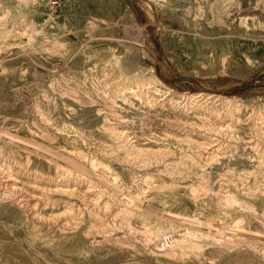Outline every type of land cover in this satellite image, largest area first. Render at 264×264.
Wrapping results in <instances>:
<instances>
[{
	"label": "rangeland",
	"instance_id": "obj_1",
	"mask_svg": "<svg viewBox=\"0 0 264 264\" xmlns=\"http://www.w3.org/2000/svg\"><path fill=\"white\" fill-rule=\"evenodd\" d=\"M122 1L132 13L123 15ZM213 1L59 0L51 6L49 0H37V10L26 11L16 0H0V29L10 30L0 34V131L14 135L22 148L33 149L36 142L74 158V149L96 153L118 170L131 167L135 182L144 174L174 180L173 188L150 200L166 208L169 217L193 216L227 226L239 221L240 227L264 232V166L254 168L245 158L264 146V137L253 131L264 125V0ZM241 18L248 19L247 30L239 25ZM125 76L139 84L153 80L160 90L150 87L146 95L118 98L114 107L110 94L118 91L116 85L122 87ZM120 120L125 138L109 129ZM229 123L234 136L215 129ZM189 136L203 147L184 141ZM136 140L140 153L130 148ZM4 152L30 170L54 174L53 165L31 150L5 147ZM174 165L180 170L170 174ZM250 187L260 192L242 193ZM224 193L254 205L258 216L243 206L221 203ZM25 194L24 201L34 204L46 197L36 186ZM40 207L47 219L64 214L58 201ZM24 212L16 203L0 202V264L174 260L126 253L110 241L83 252L88 245L82 236L60 231L56 221L26 223ZM81 218L84 225L89 220L85 213ZM210 239L199 252L170 263L264 264L263 243L254 244L255 253L243 240L218 246Z\"/></svg>",
	"mask_w": 264,
	"mask_h": 264
},
{
	"label": "bare ground",
	"instance_id": "obj_2",
	"mask_svg": "<svg viewBox=\"0 0 264 264\" xmlns=\"http://www.w3.org/2000/svg\"><path fill=\"white\" fill-rule=\"evenodd\" d=\"M16 1L18 7H21V9L23 10H37V0ZM209 5H211V3ZM208 8L210 9V7ZM113 9H115V7ZM121 9L123 15L132 13L130 5L125 4V1L121 2ZM119 12L118 14H120ZM48 17L51 18L52 14L49 13ZM241 19H243V22ZM241 19L239 25L243 26L247 30L250 26L248 19ZM9 32L10 30L8 28L0 29V34L7 35ZM31 37L32 35H29V38ZM44 38H47V36H44ZM52 43L55 44L56 42L53 40ZM106 62L111 61L110 59H107ZM105 65L108 64L105 63ZM121 74L122 73L120 72V75ZM125 78L127 80H125L126 82H124L122 87L116 85V87L114 88L119 92L121 90V92L119 93L118 91H113L110 94V97L112 98L110 99V103L112 102L111 104L114 105V107L116 106L115 103L118 98L129 100L133 96L140 97L141 95H146L148 88L150 87H153L155 90H160V87H157L158 84L155 83V81L153 82V80L151 82L139 84L138 81H133L130 77L125 76ZM44 95H46V93ZM41 113L42 111L40 112V114ZM112 114L116 116L118 112L115 111V109H112ZM77 117H80V115ZM43 118L46 119V117L44 116ZM117 122L118 123L113 125L110 123L109 129L113 131L117 137H127L128 134L125 133L126 130L124 131V129H121L120 127L122 126V123L124 121L120 120ZM222 126L223 125L216 126L215 129L225 130L232 136H234V129L232 128L231 123L226 124L223 127ZM57 131L60 132L59 130ZM253 131L264 137V125L259 126L258 128L253 127ZM179 139L180 138H178V140ZM136 141L137 143L130 144V148L133 150V152L140 153L142 151V147L138 146V140ZM184 141L200 147L203 145V142H199L197 139H194L190 136L187 137V139H184ZM31 145L33 149H30L28 147L22 148L17 144L16 141H14V135L8 133L7 131H0V202L3 201L7 203H16L17 205L24 208V219L26 223L37 226L43 224L46 221L49 223L56 221V226L60 231L69 232L70 234L73 233V235H78L80 236V238L82 236L89 247H87L86 250H83V252L88 251L89 249L93 250L95 249L94 247L96 245H102L110 241L114 247L126 253L137 254V252H139L145 254V256H155V259L158 261H164L161 259L162 257L173 258L174 260L170 259L168 261H164L171 264L170 262L176 261L178 259L181 260V258L189 252H199L203 247L202 242H205V244H207V237H211L208 243H215L218 246L229 245V243L237 244L242 242L243 240L244 242L249 244L252 249H254L255 253V250L257 248H253L254 244H264V232H259L251 228L240 227L238 226L239 221H236L234 222V224L227 226L224 224L216 223L209 219L198 220V218L193 216L169 217L168 214L165 213V210H167L166 208L164 209L158 206H153L150 201L151 198H153L152 195H162L165 194L167 190H170V188H173V185L175 184L173 179V181L170 180L169 182L154 180L151 174H144L140 177V182H135V176L133 174L134 171L131 167H126V170L123 171L118 170L113 166V162L105 161L104 159L97 156L96 153H91L89 155L88 152L82 149H74L76 154H78V156L74 158L73 156L64 155L63 153L55 151L54 149L49 148L48 146L41 143L32 142ZM5 147H14L17 149H24L26 151L31 150L37 155L42 156V160L45 159L49 165H53L54 174L50 175L38 170L28 169L26 164L4 154ZM261 149L263 150L259 152L257 151L255 155L251 153L249 155L248 153L245 157L247 162H252L251 164L254 165V168L255 165L256 168L264 166V146ZM98 151L103 153L102 148H99ZM153 153L161 154L158 151H154ZM121 158L122 160H124L125 156H122ZM121 158H119L118 160H120ZM29 161L30 158L29 156H27L26 163ZM180 163H182V161H180ZM146 164L148 165L149 162H147ZM178 170H180V167L178 165H174L169 173H177L179 172ZM171 178H173V176ZM34 186L39 188L42 191V195L46 197L44 199H39L41 201L35 204L31 202H25L24 197L26 196V190L29 187ZM195 189L196 188H192L191 190L194 192L193 199L196 200L198 196L196 195ZM257 192L259 193L260 190H255L251 187L242 189V193L245 195L254 196ZM220 197L223 200L221 201V203H224V201H226V203L228 202L230 204L243 206L244 208H247L248 212L252 213L255 216H258V210L256 209V207H254V205H247L245 204V202H239L234 196L229 197L225 195V193ZM56 201H58V205L63 206L64 214L61 216L58 215L59 217L52 216V219H47L43 214L44 208H41L40 206H42V204H53ZM217 210H221L220 207L217 206ZM84 213L89 219L85 225L82 224L83 218H81ZM261 216V221L263 222L264 226V211H261ZM96 234L99 235L98 238L95 236ZM135 241H138V243H135ZM261 251V254H264V247L263 249H261ZM134 261L135 260H133V262ZM140 264L143 263L141 262Z\"/></svg>",
	"mask_w": 264,
	"mask_h": 264
},
{
	"label": "built area",
	"instance_id": "obj_3",
	"mask_svg": "<svg viewBox=\"0 0 264 264\" xmlns=\"http://www.w3.org/2000/svg\"><path fill=\"white\" fill-rule=\"evenodd\" d=\"M51 6H56L59 3V0H49Z\"/></svg>",
	"mask_w": 264,
	"mask_h": 264
}]
</instances>
